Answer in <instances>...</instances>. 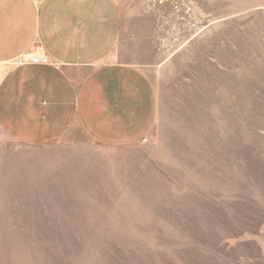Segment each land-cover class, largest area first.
Returning a JSON list of instances; mask_svg holds the SVG:
<instances>
[{
	"label": "rangeland",
	"instance_id": "obj_1",
	"mask_svg": "<svg viewBox=\"0 0 264 264\" xmlns=\"http://www.w3.org/2000/svg\"><path fill=\"white\" fill-rule=\"evenodd\" d=\"M115 1L157 123L120 150L3 143L0 264H264V0Z\"/></svg>",
	"mask_w": 264,
	"mask_h": 264
},
{
	"label": "crops",
	"instance_id": "obj_2",
	"mask_svg": "<svg viewBox=\"0 0 264 264\" xmlns=\"http://www.w3.org/2000/svg\"><path fill=\"white\" fill-rule=\"evenodd\" d=\"M121 35L115 0H0V147L75 153L149 138L157 91L113 56Z\"/></svg>",
	"mask_w": 264,
	"mask_h": 264
},
{
	"label": "built area",
	"instance_id": "obj_3",
	"mask_svg": "<svg viewBox=\"0 0 264 264\" xmlns=\"http://www.w3.org/2000/svg\"><path fill=\"white\" fill-rule=\"evenodd\" d=\"M147 142V137H144L142 140H141V143H146Z\"/></svg>",
	"mask_w": 264,
	"mask_h": 264
}]
</instances>
